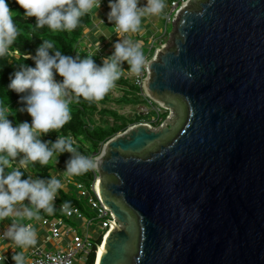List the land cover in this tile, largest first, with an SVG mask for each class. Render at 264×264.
I'll use <instances>...</instances> for the list:
<instances>
[{"label":"water","instance_id":"water-1","mask_svg":"<svg viewBox=\"0 0 264 264\" xmlns=\"http://www.w3.org/2000/svg\"><path fill=\"white\" fill-rule=\"evenodd\" d=\"M149 70L169 116L102 148L99 264H264V0H188Z\"/></svg>","mask_w":264,"mask_h":264},{"label":"clouds","instance_id":"clouds-1","mask_svg":"<svg viewBox=\"0 0 264 264\" xmlns=\"http://www.w3.org/2000/svg\"><path fill=\"white\" fill-rule=\"evenodd\" d=\"M16 3L24 9V17H35L37 28L47 26L52 32H71L81 23V17L99 8L101 0H16ZM108 5L107 19L114 21L118 34L139 32L142 17H158L165 8L164 0H147L142 7L138 6V0H108ZM14 15L8 0H0V56L9 51L20 35ZM100 22L104 23L102 19ZM53 47L50 40H44L30 57L35 66L22 65L7 84L9 90L23 94L19 97L22 107L18 111L29 114L31 122L13 123L9 119L10 109L0 103V221L10 220L0 239H7L21 249L12 251L15 264H26L23 249L37 243L33 221L41 219L40 209L53 214V201L64 187L55 175L48 180L31 175L22 178L21 169L35 162L47 165L54 153L65 151L73 153L66 162L65 176H80L97 167L95 160L77 152L71 135H59L55 142L41 137L60 130L71 120L72 104L81 99L99 101L113 89L122 75L121 62L126 61L130 73L136 76L146 62L141 43L128 39L116 41L113 53L103 59L102 65L95 63L91 53L84 58H74L59 50L50 54ZM57 74L61 80L55 78ZM18 156V166L13 167L12 161ZM62 207L69 211L68 202Z\"/></svg>","mask_w":264,"mask_h":264},{"label":"trees","instance_id":"trees-1","mask_svg":"<svg viewBox=\"0 0 264 264\" xmlns=\"http://www.w3.org/2000/svg\"><path fill=\"white\" fill-rule=\"evenodd\" d=\"M8 3L10 9L15 13L14 20L20 28V35L13 45L10 46L9 51L4 56H0V103L10 109L9 119L12 120L13 123L23 122L25 120L31 122L29 114L18 111L19 108L22 107V102L19 100V97L23 94H18L7 88L11 75L14 71L19 70L22 65L35 66L34 61L30 57L35 55L37 48L43 44L44 40H50L54 45L53 49H49L50 54H54L56 50H59L62 54L70 55L74 58L77 56L80 58L86 57L89 53L80 51L78 48L85 28L89 26L92 21V16L90 13L81 17V23L71 32H52L47 26L37 28L35 26V17H24V9L16 3V0H8ZM92 58L98 65V58L95 56H92ZM56 78L57 80L62 79L58 74ZM118 81H124L135 89L134 91H130L124 87V95L119 101L127 104L142 102V99L134 100L132 96H127L129 94H138L137 92L140 91V88L132 83L130 77L121 75ZM113 101L116 100L113 97L112 89L99 101L81 99L79 103L71 105L72 118L63 128L50 131L41 138L43 140L55 142L59 135H71L77 141L74 147L77 148L79 154L99 152L103 143L107 142L118 132L125 130L132 123L141 119H147L145 116L136 115L135 117H128L120 114L117 110L108 107V104ZM24 115H26V117ZM166 115V112L158 113L155 124H160L166 118ZM96 116H99V118L97 119ZM108 116L110 118H107ZM72 156L73 153L65 151L63 153H54L53 158L50 159L47 165H40L39 162L29 163L26 168L21 169V171L24 172L22 178L38 174L44 180H48L52 176L53 170L66 172V162ZM19 158L18 156L12 161L13 167L18 166ZM7 170L9 169H6V171ZM72 179L89 186L94 180V172L93 170H89L87 173L80 176H72ZM57 193L59 194L58 203L64 204L68 202L69 208H80L83 212L87 213L85 197L79 194L74 184L68 183L66 188L58 190ZM25 202H27V200ZM40 211L42 214L50 217L62 215V212L55 208L53 215H48L43 209H40ZM67 221L71 223L70 219H67ZM100 241L101 237L97 242L100 244ZM95 256V251L93 250L88 255L85 264H94Z\"/></svg>","mask_w":264,"mask_h":264},{"label":"built area","instance_id":"built-area-1","mask_svg":"<svg viewBox=\"0 0 264 264\" xmlns=\"http://www.w3.org/2000/svg\"><path fill=\"white\" fill-rule=\"evenodd\" d=\"M183 1L184 0H173L170 3V10L166 15L168 21H171V7L172 10H174L176 6H179ZM101 4L102 3H100V5ZM160 49L161 48H158L157 53L159 52ZM149 76H150L149 61L146 60L145 66L142 69L140 75L139 76L131 75L132 78L131 81L132 83H134V85L140 88L139 95L141 96L142 101H147L148 104L153 105L154 102L156 101L151 97L150 93L146 89V81ZM157 108L161 110L163 107L159 106ZM141 111H142V107H141ZM142 112H146V114H148L150 111L147 109ZM157 112L159 114L161 113V111H157ZM157 118H158V114L157 116H153L150 119H141L135 123L130 124L125 130L120 131L118 133H122L126 131L129 127H132L137 123H145L152 128H157L156 126L162 123L161 122L160 124H155ZM104 144L105 143H103L99 152H93L92 154H85V153H81V154L91 157L97 163V159L100 157L102 153V148ZM92 170L94 172V180L89 186L85 185L84 183L74 181L72 177H68L67 181L68 183L74 184V186L78 189L79 194L85 197L86 207L96 212V216L94 218L98 220V222L101 224L103 228V230L100 231V236H99V238L101 237V241H102L104 236L111 229L112 223L115 222L117 226L119 225V222L117 221L111 210L103 203L101 193L97 190L95 186L96 181L97 180L100 181L98 168L96 167L95 169ZM58 198H59V194L57 193L53 201V205L56 206V209L62 212V215L56 216L54 218H50L49 216H44L41 219V223L42 225L46 226L49 229L48 239L50 238L61 239L64 236L69 237L70 241L67 243L66 246L67 248L61 247L57 249H51V248H45L41 245L35 246L34 249L32 250V254L28 264H85L88 255L93 250L95 251V254L97 252L99 243L97 242L98 240L94 241L93 239L90 238V234L92 232L88 231L87 229L86 233H80L76 226H74L73 224L67 221V219H70L71 221L77 219L85 221L86 216L84 212L80 208H69V211L65 212L62 207L63 204L58 203L57 201ZM93 219L88 220L87 226L91 225ZM76 255H79L78 260L75 258ZM1 260H4V257L0 254V261Z\"/></svg>","mask_w":264,"mask_h":264},{"label":"crops","instance_id":"crops-1","mask_svg":"<svg viewBox=\"0 0 264 264\" xmlns=\"http://www.w3.org/2000/svg\"><path fill=\"white\" fill-rule=\"evenodd\" d=\"M146 2H147V0H138V6L142 7L146 4ZM101 3L102 4L99 6V8L94 9L93 13H91L92 21L89 24V26H87L85 28L83 37L79 42V48H78L80 51H86L88 53H91L92 56L97 57L98 61H99L98 65H102L103 59L107 56H110L113 53L114 43L116 41L126 39L125 34L128 35V39H130V41H132V42L133 41H135V42L139 41L141 43V47H142L147 36L151 37L155 33L159 32V30H160V25H161L160 17H161V15L158 17L157 16H146V17L141 18V30L139 32L118 34L114 31V21L110 22L107 19V13L110 11V8L108 5V0H101ZM164 9H165V12H164V15H165V13H167L169 11V10H167L168 9L167 4H165ZM100 19H102L104 23H101ZM154 29H156V31ZM123 62H121V63H123ZM120 68H121L122 75H123V73H124V71H126V69L122 65H120ZM127 75L128 74L125 72L124 76H127ZM116 87L117 86H115L112 89V94H113V92L114 93L118 92L117 91L118 89ZM121 93H122L121 94V99H122V96L124 95L123 89H122ZM121 99L116 98L115 100L119 101ZM140 114L141 113H139V115ZM52 175H55L58 179H60L63 182V184H64L63 188H66L68 186L67 178L69 176H65V172H63L61 170L60 171L59 170H56V171L53 170ZM32 177L33 178H37V177L41 178L40 175H38V174L33 175ZM41 179H43V178H41ZM24 203L27 204V202H25V201H24ZM53 208L56 209V206L53 205ZM39 214H40L41 219L44 216H47L45 214H42V212L40 210H39ZM54 217H56V216H53L50 218H54ZM41 219L38 221H33L34 226L37 229V243H36V245L30 246L26 249H23L26 264L29 263L30 257L32 254V250L34 249L35 246L41 245L45 248H51V249H57V248L62 247V246H60V244H61L60 239H54V238L48 239L49 229L46 226L42 225ZM9 223H10V220H7V219L4 221H0V234H2L6 230ZM13 250L20 251L21 249L17 245H15L14 243H12L11 241H9L7 239H4V240L0 239V254L4 257V260H1L0 264H15V261H13L11 259V255H12Z\"/></svg>","mask_w":264,"mask_h":264},{"label":"rangeland","instance_id":"rangeland-1","mask_svg":"<svg viewBox=\"0 0 264 264\" xmlns=\"http://www.w3.org/2000/svg\"><path fill=\"white\" fill-rule=\"evenodd\" d=\"M173 0H164V3L167 4V10H170V3ZM188 3V0H184L179 6H176V8L174 10H172L171 7V21H168L166 18L167 13H165V9L163 11V13L161 14L160 17V21H161V25H160V30L159 32L155 33L153 36L149 37L147 36L146 40L144 41V44L141 47L142 52L145 55V58L147 61H150L152 58H154L157 55V51L158 48H162L163 46H167L168 45V39L170 36V32L172 30V23L176 14L177 9H179V7L181 5H183V3ZM163 17V18H162ZM156 31V29H154ZM126 35V39H128V35ZM130 40V39H128ZM135 42V41H133ZM124 63V64H123ZM120 65H122L123 67H125L126 71H124L123 75H125V72L128 74L127 77L131 78V75H134L132 73H130L129 69L130 66L127 62H123ZM123 69V68H122ZM122 72V71H121ZM132 79V78H131ZM116 88L118 89L117 93L115 94L113 92V97L119 98L121 99V91L122 89L127 88L130 91H134V87L128 85L126 82L124 81H117L116 82ZM123 87V88H122ZM138 94H133V95H127L128 97H131L134 100H141V96L139 95V92H137ZM127 98V97H125ZM142 105V106H140ZM109 108H112L114 110H117L120 114L128 116V117H135L136 115H139V113H142L139 116H145L147 119H150V117L152 118L153 116H156L158 114L157 111H161V112H166V118L169 116V109L167 108H162L161 110H159L157 107H159V104H157L156 102H154L153 105H150L147 103V101H142L136 104H127L121 101H113L110 104H108ZM148 106V108H147ZM141 107H142V111L145 110H149L150 112L148 114H146V112H142L141 111ZM172 114H175V111H172ZM150 115V116H147ZM26 117V115H24ZM24 117V118H25ZM96 118L98 119L99 116H96ZM107 118H110L109 116ZM166 118L162 121V123L158 126H156L157 128H160L162 126V124L165 122ZM170 123H172V120H170ZM167 126L169 125L168 122H166ZM86 211L87 213L84 212L86 219L85 221L82 220H72L71 224H73L74 226H76L79 230L80 233H86V230L88 229V231L92 232L90 234V238L93 239L94 241H97L99 236H100V231L103 230L101 224L98 222V220L96 218H94L96 216V212H94V210H90L88 207H86ZM94 218V219H93ZM89 219H93L92 223L90 226H87L88 220ZM70 241V238L67 236H64L60 239V246L62 247H66L67 243ZM67 248V247H66ZM75 258L78 260L79 259V255H76Z\"/></svg>","mask_w":264,"mask_h":264},{"label":"bare ground","instance_id":"bare-ground-1","mask_svg":"<svg viewBox=\"0 0 264 264\" xmlns=\"http://www.w3.org/2000/svg\"><path fill=\"white\" fill-rule=\"evenodd\" d=\"M186 3H187V2H186ZM186 3H184L183 5H185ZM95 186H96L97 190L100 192V181H99V180L96 181ZM115 227H117V226H116V223L113 222V223H112V226H111V229H110L109 232L104 236V238L102 239L101 243L99 244V247L97 248V252H96V253H97V260H96L97 262H96V264H99L100 259H101V257H102V254H103V252H104V250H105V243H106V241H107L108 235H109V233H110L113 229H115Z\"/></svg>","mask_w":264,"mask_h":264},{"label":"flooded vegetation","instance_id":"flooded-vegetation-1","mask_svg":"<svg viewBox=\"0 0 264 264\" xmlns=\"http://www.w3.org/2000/svg\"><path fill=\"white\" fill-rule=\"evenodd\" d=\"M105 178H107V179H109V180L111 179L110 177H105Z\"/></svg>","mask_w":264,"mask_h":264}]
</instances>
